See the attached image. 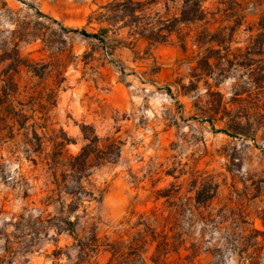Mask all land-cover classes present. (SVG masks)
Segmentation results:
<instances>
[{
    "label": "rangeland",
    "instance_id": "374dc122",
    "mask_svg": "<svg viewBox=\"0 0 264 264\" xmlns=\"http://www.w3.org/2000/svg\"><path fill=\"white\" fill-rule=\"evenodd\" d=\"M108 1L0 0V90L13 92L14 104L28 106L30 96L46 98L55 89L56 103L44 115L45 132L52 137L62 129L72 140L65 146L68 154H76L83 144L81 123L100 137L122 141L116 163L91 169L90 181L102 190V199L87 203L77 240L86 236L90 222L96 223L99 236L112 235L130 211L162 208L164 199L154 201L153 192L180 183L185 191L188 172L194 170L212 180L216 194L179 216L183 255H195L191 264H264L260 132L252 141L219 131L227 127L226 120L208 110L205 85L201 80L191 85L199 50L194 25L182 27L188 32L185 49L174 33L169 41L148 47L142 39L129 44L126 28L109 30L103 44L60 29L59 24L98 31L106 23H87V18H94L92 13ZM235 1L238 6L230 0L202 4L212 13L211 29L231 11L244 16L229 46V52L243 54L257 32L264 0ZM178 6L167 4L169 12ZM155 8L166 12L163 5ZM7 53L9 58L3 59ZM17 56L44 70V78L20 66L14 85L9 83ZM241 72L231 70L216 88L225 100ZM13 133L0 121V264H88L72 237L55 234L49 220L57 203L49 198L46 168L38 158L44 154L26 145L30 134L25 137L24 129L13 128ZM44 146V153L52 147ZM107 258L100 252L90 262L104 264Z\"/></svg>",
    "mask_w": 264,
    "mask_h": 264
},
{
    "label": "trees",
    "instance_id": "16d2710c",
    "mask_svg": "<svg viewBox=\"0 0 264 264\" xmlns=\"http://www.w3.org/2000/svg\"><path fill=\"white\" fill-rule=\"evenodd\" d=\"M169 2H177L179 6L169 12ZM202 2L110 0L99 6L97 13H92L94 18L91 15L87 18V23L92 19L106 23L96 32L58 24L64 32L94 38L101 44L104 43V34L121 28L127 29L128 37L131 38L129 44H133L132 40L142 39L148 47L169 41L174 33L181 49L186 48L188 37V32H182V27L194 25V44L199 50L190 75L194 79L191 85L196 87L200 80L205 85L208 110L226 120L227 127L219 131L231 136L242 135L252 141L260 132L264 140V13L257 21V32L249 37L245 52L234 54L229 52V46L244 16L231 11L211 29L208 16L212 13L203 7ZM230 2L238 6L235 0ZM157 5H163L166 12L160 13L155 8ZM36 13L56 22L39 10ZM9 55L7 53L3 59L9 58ZM254 55L259 57L255 59ZM11 65L7 81L13 85V76L20 66H28L41 79L46 74L18 56ZM236 69L242 70L241 75L233 79L235 82L231 84L229 97L225 100L223 93L216 88L231 70ZM47 96L43 98L40 93L30 96L28 107L19 101L14 104L11 99L13 92L0 90V121L11 135H14L13 128L24 129L25 137L30 134L26 145L32 147L33 152L44 154L38 158L46 168L49 198H55L53 200L57 203V213L49 219L53 221L55 234L66 233L71 236L77 252L88 264L100 252L108 254L104 264H191L195 255L182 253L184 248L178 231L179 216L184 210L192 211V206L211 201L216 194V185L212 180L194 170L188 172L185 191H182L180 183L153 192L154 201L164 199L162 208L153 207L140 213L130 211L112 235L99 236L96 223L90 222L86 236L77 240L79 222L86 215L87 203L102 199V190L90 181L91 169L116 163L122 141L116 137H100L91 125L81 123L79 129L83 144L76 154H68L65 146L72 140L62 129L52 137L45 132L44 115L56 103V90L51 89ZM45 143L52 146L46 153ZM32 161L35 162V159Z\"/></svg>",
    "mask_w": 264,
    "mask_h": 264
}]
</instances>
